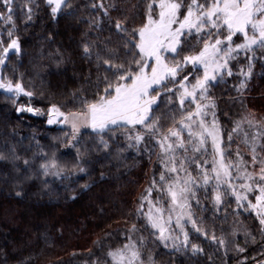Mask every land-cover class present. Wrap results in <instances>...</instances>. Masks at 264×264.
I'll return each mask as SVG.
<instances>
[{"label":"snow or ice","instance_id":"1","mask_svg":"<svg viewBox=\"0 0 264 264\" xmlns=\"http://www.w3.org/2000/svg\"><path fill=\"white\" fill-rule=\"evenodd\" d=\"M44 2L53 19L71 14L68 0ZM0 6V67H7L9 54L21 53L16 10L27 23L39 5L35 0H0ZM90 7L103 15L89 17V29L98 33L106 28L120 40L113 47L111 36L107 42L82 43L83 56L97 70L93 98L80 96L79 107L67 112L51 104L47 123L70 128L65 147L75 149L73 174L88 171L81 164L89 149L77 147L82 129L93 133L96 151L112 157L114 150L117 159L128 149L143 151L150 160L154 154L158 166L136 200L135 216L141 225L130 224L126 243L110 247L104 253L110 260L103 264H155L151 252L144 258L143 230L154 244L189 259L205 253L196 242L200 239L224 248L227 255L224 233L217 236L214 226H205L201 213L211 211L214 220L223 211L226 220L233 204L236 223L241 212L253 215L264 238V120L248 112L226 130L211 95L215 86L236 78L231 87L236 99L243 100L254 61H264V0H141L133 5L138 11L131 17L110 14V9L120 8L115 0L107 7L103 0ZM241 58L246 64H240ZM0 90L13 103L21 96L33 97L21 80L14 82L3 72ZM16 111L44 114L23 104ZM241 144L247 152L241 151ZM39 168L45 177H60L63 171L54 158ZM237 231L233 228L230 235L235 237ZM244 236L255 242L249 230ZM235 250L245 252L238 244Z\"/></svg>","mask_w":264,"mask_h":264},{"label":"trees","instance_id":"2","mask_svg":"<svg viewBox=\"0 0 264 264\" xmlns=\"http://www.w3.org/2000/svg\"><path fill=\"white\" fill-rule=\"evenodd\" d=\"M68 2L71 14L53 19L44 0H35L39 7L35 8L33 20L27 23L17 9L14 18L21 53L18 56L10 53L8 66L0 67V72L14 82L17 79L23 82L33 93L34 104L41 109H48L53 103L78 108L80 96L92 99L97 70L83 56L81 45L88 40L107 42L106 38L111 36L113 43L109 46L113 47L120 40L106 28L98 33L89 29V17L103 15L99 9L90 7L98 0ZM103 2L107 7L112 0ZM115 2L120 8L110 9L113 17L122 14L131 17L138 11L133 5H139L141 0ZM239 62L246 64L243 58ZM236 82V78H231L211 92L217 102L220 123L226 130L248 112H253L258 120L264 119V61H254L253 77L242 101L236 99L238 94L231 87ZM60 133V128L48 126L41 117L0 109V264H93L97 259L103 264L110 260L104 255L110 247L126 243L124 236L130 224L139 227L142 223L135 216L136 200L153 172L158 171L156 156L153 154L150 160L143 151L138 154L128 149L118 159L114 158V150L109 157L95 150L93 133L87 130L77 147L89 149L81 164L88 171L73 174L75 149L61 152ZM120 141L123 146L122 137ZM240 148L247 152L243 144ZM52 158L63 169L60 177L51 174L45 177L39 168ZM24 160L29 164L25 165ZM232 207L234 204L229 207L226 220L223 211L214 220L210 218L211 211L201 213L205 226H214L217 236L224 233L227 255L224 248L200 239L196 242L202 244L205 253L189 259L154 244L149 232L143 230L145 260L149 252L155 264H256L263 260L264 238L258 221L241 212L240 223H236ZM233 228L238 229L235 237L230 235ZM245 230L255 236L254 243L246 240ZM237 244L245 252L236 251Z\"/></svg>","mask_w":264,"mask_h":264},{"label":"rangeland","instance_id":"3","mask_svg":"<svg viewBox=\"0 0 264 264\" xmlns=\"http://www.w3.org/2000/svg\"><path fill=\"white\" fill-rule=\"evenodd\" d=\"M21 104L26 105V106L30 105V106H32L34 108H38V106H36L34 104V98L33 97L32 98H28V97H25V96H21L17 100L16 103H13L12 99L9 98L7 96V94L4 93L3 90H0V109L10 110V111H14L15 113H17L16 108L19 107ZM38 109H41V108H38ZM48 109H41V110H43V113H44V114L41 115V118H43L46 123H47V118H48L47 117ZM76 109L77 108H64V107H61V110L65 111V112L70 111V110H76ZM251 113L255 116L256 120H258L256 115L253 112H251ZM25 114H27V113H25ZM261 120H264V119H261ZM47 125L50 126V127H58V128L61 129L60 137H61V143H62V145H61V152L62 153H65V152L69 151L70 149H72V148H69V147H65V145L67 144L66 134L70 135V128L68 126L63 125V124H59V123L51 124V125H49L47 123ZM87 130H90V129H82L81 130V135Z\"/></svg>","mask_w":264,"mask_h":264},{"label":"water","instance_id":"4","mask_svg":"<svg viewBox=\"0 0 264 264\" xmlns=\"http://www.w3.org/2000/svg\"><path fill=\"white\" fill-rule=\"evenodd\" d=\"M24 113H27V114H29V115H31V116H34V117H41V115H35L34 113H28V112H17V114H24Z\"/></svg>","mask_w":264,"mask_h":264}]
</instances>
